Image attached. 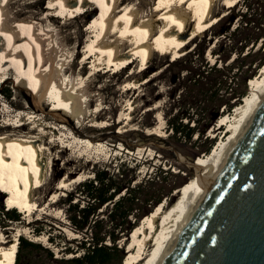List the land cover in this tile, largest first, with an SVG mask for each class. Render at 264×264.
<instances>
[{
	"label": "rangeland",
	"instance_id": "1",
	"mask_svg": "<svg viewBox=\"0 0 264 264\" xmlns=\"http://www.w3.org/2000/svg\"><path fill=\"white\" fill-rule=\"evenodd\" d=\"M15 1L18 0H14L10 8L16 10V12L20 9L21 14L28 12L37 13L39 11L37 13V21L44 15L42 14L43 7L48 3L47 0H41L38 5L32 7H19V2L21 1L17 2V4ZM144 1L147 2L148 0ZM149 1L151 2V0ZM90 8L91 10L89 11L94 16L97 10L93 11L94 8ZM214 9L216 11L226 10L219 3L215 5ZM247 9L249 10L247 11ZM228 12V15L216 25L211 28L208 27L206 31L204 30L198 34L191 43L186 45L185 47L189 48V50L184 56L179 57L177 55L173 57L169 53L157 52L156 57L150 62L149 68L139 78L141 80L150 79V75L157 70L162 72L136 90H125L122 85L127 76L134 70L133 65L136 64H132L131 67V63L139 59H133L131 63L119 69H114V66L106 67L104 65L98 70L95 77H91L86 83L87 90L92 92L93 97H90L92 107H88L87 113H85L86 116L80 123H77L76 119L71 118L62 110H54L50 100L42 97L43 99L41 98L42 101L40 102L36 98L38 96L30 97L23 90L24 87H27L26 82L16 86L14 84L16 77L14 69L5 75L7 77H1L0 134H18L16 133L18 130L15 131L14 126L31 121L32 119H28L26 115L28 116L29 114L31 116L32 113L37 114V118L47 117L44 120L47 125L54 123L66 126V130L59 129L56 137H51V132L53 131L51 128L45 129L44 134H40L46 144L45 148L49 149V152L45 151V155L52 162L43 180L44 184L35 196L39 209L32 213H23L18 209L17 211L21 215L18 222H9L0 215V236L3 240H9L13 234L18 232L20 234L19 237L22 236L34 243H40L51 250L56 257L61 256L59 253L60 248H74L81 240V236L71 228L64 210L66 207L60 204L59 199L65 198L69 193H73L79 183L92 179L93 172L96 169L107 170L116 181L120 179L119 174L125 172L128 175V179L131 180L132 186L148 178H155V188L167 189L177 185L176 191L181 189L196 175L193 163L199 157L206 155L202 153V150L207 148L211 141L210 150L217 145V142L226 138L223 136L227 132V128L224 125L218 130V124L220 117L224 114L227 116L231 115L234 108L230 113L226 110L224 112L220 110L218 117L210 115L211 117L208 118V121L211 122L212 118L213 121L204 137L198 138L197 134H194L191 140L187 141L183 138L172 136L170 129H168L167 121L175 115H180L181 112L189 111L194 113L196 110L201 112V108L210 104L209 99L203 98L201 95L195 97L199 86L192 87L189 84V78L185 70L188 65L184 63V60L188 61L191 56L203 53L200 57L209 65H213L216 62L217 66H221L223 64L221 61L226 59L228 60L225 65L235 63L234 69L228 75V87L230 90L241 92L246 86L247 92L245 96L250 93V79L259 76L260 68L264 64V0H240L238 5L232 7ZM245 12L250 13V15L246 16L250 20V24L242 26L240 25L241 17L239 14L241 15ZM90 17L86 18L83 15H77L76 18L69 20L63 19V17H53L57 20L50 23L55 31H53V42L51 44L56 52L53 57L54 60H57L59 45L63 44V48H67L70 51L63 70H68L70 64H73L72 70L78 72L83 65L85 67L83 75L88 73L91 65L88 63L92 59H81L86 56V53L82 52L84 40L88 38L87 35H92L91 29L88 28ZM227 27H229V32L224 33ZM236 27H238V31L235 34H231ZM243 46L244 48L242 49ZM240 50L241 53L239 55ZM73 58L74 63H71ZM234 59L236 60L232 63ZM83 62L84 64H82ZM237 66L241 68L238 69ZM6 85L12 88V97L9 99H6L1 93V90ZM96 93L99 96H96ZM190 94L192 97L189 96ZM129 99L132 101L136 100L135 106L131 111L126 101ZM242 99L240 102H242ZM97 100H101L100 108ZM231 102L233 103L234 100ZM128 114L131 116V122L126 124L125 119ZM158 114H160L161 120L158 119ZM17 116L18 118H16ZM96 116L98 118L95 122L94 118ZM21 119V122H17ZM119 119H123L120 123L121 125H119ZM196 119L197 122L195 124L199 123L201 128L208 122L203 114H198V116L194 114L193 120ZM193 120L190 122L188 118H184L182 122L193 126ZM29 127L31 128L32 126L25 125V131L22 132V135L29 131ZM119 130L122 132H118ZM136 131H142L143 135L140 136ZM37 133V130L34 131L35 135ZM82 140L83 142L84 140H90L91 145L84 144ZM64 175L67 178L75 179V181L69 182L68 187H65L66 189L56 191L58 181L65 177ZM175 190L168 198H164L162 201H166L164 202L166 210L169 206L175 205L180 198V193L174 195L176 193ZM55 191L57 192V199L53 200L52 192L54 193ZM5 195L6 193L0 190V206H3L5 211L16 209L6 206ZM78 198L77 196L74 200ZM82 203L83 201H81ZM105 210L106 207H103L102 210L98 211L97 219L105 220L107 218V211ZM130 220L133 221L134 218L130 217ZM140 222L141 220L138 224ZM42 227L44 229L43 232L35 233ZM131 235L132 232L118 241V245L124 246L122 264L127 263L125 262V255L129 248ZM48 237L53 239V244L48 241ZM19 264H41V257L37 253L24 251ZM132 264H145V261L139 260V262Z\"/></svg>",
	"mask_w": 264,
	"mask_h": 264
},
{
	"label": "bare ground",
	"instance_id": "2",
	"mask_svg": "<svg viewBox=\"0 0 264 264\" xmlns=\"http://www.w3.org/2000/svg\"><path fill=\"white\" fill-rule=\"evenodd\" d=\"M239 1L47 0L48 5L46 4L42 11L44 15L37 21L39 11L21 14V9L18 8L19 11L16 12L10 8L14 0H0V79L14 69L16 86L26 82L27 87L23 90L30 97L38 96L36 98L40 102L42 97L50 100L54 110H62L80 123L86 116L88 107H92L90 100L92 92L87 90L86 83L91 77H95L104 65L119 69L131 63L133 59H139L131 63V67L132 64H136L133 65L134 70L122 85L125 90H136L162 72L157 70L150 75V79L139 78L149 68L157 52L169 53L173 57L184 56L189 50L185 46L198 34L226 17L228 11L238 5ZM15 2L20 3L19 7H32L38 5L41 0ZM218 3L226 10L216 11L214 7ZM90 7L94 8L93 11L97 10L94 16L89 11ZM77 15L86 18L91 15L88 28L91 29L92 35H87L88 38L84 40L82 52L86 53V56L81 60H92L88 63L91 64L88 73L84 75L83 65L78 72L72 70L73 64H70L68 70H63L70 51L63 48V44L59 45L55 61L53 57L56 52L51 45L54 30L50 23L57 21L53 17L69 20L76 18ZM71 61L74 63V58ZM260 69L259 76L250 79L249 95L234 107L231 115L224 114L225 116L220 117L218 130L225 125L227 132L223 137L226 138L217 142L210 153L196 159L197 161L193 163L196 175L181 189L175 190L174 195L180 193L177 203L169 206L167 210L164 203L166 201L159 203L133 229L125 255L126 264L139 260L145 261V264H158L192 204L200 196L203 185L209 181L224 153L237 138L255 102L264 91V64ZM96 96L99 94L96 93ZM100 101L97 100L98 107L101 105ZM126 101L129 110H133L136 100ZM98 116L94 118L95 122ZM26 117L32 120L14 126L18 134H0V190L6 193L7 207L17 208L23 213H32L39 209L35 196L44 184L43 180L52 162L45 155V151L49 152V149L45 148L46 144L40 134L51 128L53 130L51 137H56L59 129L66 130V126L54 123L47 125L44 123L47 117L37 118L35 113ZM157 117L161 120L160 114ZM130 119L131 116L128 114L126 124L131 122ZM21 121L22 119L17 122ZM121 121L123 119L118 120L119 125ZM26 124L32 127L22 135ZM36 130L37 135L34 134ZM83 143L91 145L90 140H84ZM74 181L75 179L65 176L58 181L55 190L61 191L68 187L69 182ZM56 191L52 192L53 200L57 197ZM19 235L17 232L9 240H3L0 236V264H15Z\"/></svg>",
	"mask_w": 264,
	"mask_h": 264
},
{
	"label": "trees",
	"instance_id": "3",
	"mask_svg": "<svg viewBox=\"0 0 264 264\" xmlns=\"http://www.w3.org/2000/svg\"><path fill=\"white\" fill-rule=\"evenodd\" d=\"M247 15H250V13L239 14L241 17L240 25L245 24L247 26L250 24V20L246 18ZM228 30L229 27L225 29L224 33L229 32ZM236 31H238V27L231 34H235ZM240 53L241 50L238 54L240 55ZM202 54H195L188 61L184 60V63L188 65L185 70L189 78V84L192 87H200H198V93L195 94V97L201 95L203 98L209 99L210 104L201 108V112L197 110L194 113L181 112L180 115H175L167 121L172 136L187 141H190L194 134H197L198 138L204 137L213 121L212 118V121L209 122L208 118L211 116L218 117L220 110L222 112L226 110L230 113L247 92L246 86L241 92L230 90L228 87V75L234 69L236 59L232 62L234 64L225 65L228 60L226 59L221 61L223 63L221 66H217L216 62L209 65L200 57ZM237 68L241 67L237 66ZM1 93L6 99H9L12 97V88L6 85ZM232 100H234L233 103ZM191 114L196 116L203 114L208 122L201 128L199 123L195 124L197 119L193 120ZM186 117L188 121H194L193 126L182 122L184 118L187 119ZM136 132L140 136L143 135L142 131ZM211 146L212 141L207 148L202 150V153H210ZM119 176V181H116L107 170L96 169L93 172L92 179L79 183L73 193L59 199L60 204L66 207L64 210L71 228L81 236V240L74 248H60L59 253L61 256L56 257L51 250L40 243H34L20 236L18 238L15 264L20 263L24 251L39 254L41 264H122L124 246L118 245V241L122 237H127L138 225V222L148 215L164 198H168L178 186L173 185L167 189L155 188V178H148L132 186L127 173L122 172ZM77 196L79 198L74 200ZM81 201H83L82 204ZM103 207H106L107 218L105 220L97 219L98 211L102 210ZM17 210L16 208L5 211L3 206H0V215L9 222H18L21 215ZM94 217L96 218L94 219ZM130 217H133L134 220H130ZM43 231L42 227L35 233L39 234ZM48 241L51 244L54 243L51 237H48Z\"/></svg>",
	"mask_w": 264,
	"mask_h": 264
},
{
	"label": "water",
	"instance_id": "4",
	"mask_svg": "<svg viewBox=\"0 0 264 264\" xmlns=\"http://www.w3.org/2000/svg\"><path fill=\"white\" fill-rule=\"evenodd\" d=\"M158 264H264V91Z\"/></svg>",
	"mask_w": 264,
	"mask_h": 264
}]
</instances>
